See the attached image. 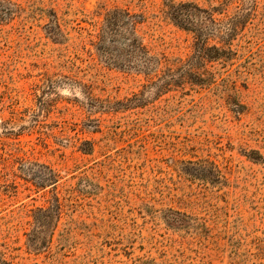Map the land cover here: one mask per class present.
I'll return each instance as SVG.
<instances>
[{
  "label": "rangeland",
  "instance_id": "obj_1",
  "mask_svg": "<svg viewBox=\"0 0 264 264\" xmlns=\"http://www.w3.org/2000/svg\"><path fill=\"white\" fill-rule=\"evenodd\" d=\"M0 264H264V0H0Z\"/></svg>",
  "mask_w": 264,
  "mask_h": 264
},
{
  "label": "trees",
  "instance_id": "obj_2",
  "mask_svg": "<svg viewBox=\"0 0 264 264\" xmlns=\"http://www.w3.org/2000/svg\"><path fill=\"white\" fill-rule=\"evenodd\" d=\"M164 14L180 27L190 29L198 34L199 43L196 47V54L205 59L204 54H206V51H210L211 48L208 49L206 46L204 34L197 20L202 18L201 21H204V19L213 21L212 14L206 9L199 8L195 3L187 1L166 4ZM138 18L140 16L131 13L125 8L115 7L108 10L104 18L105 24L102 28V38H99L98 43H100L101 50L106 41L119 46L124 56L122 64L124 63L128 67L142 72L148 80H152L157 77L164 57L152 53L142 42L136 27L137 23L140 22ZM213 48L215 51H220L218 47ZM208 56L212 57L211 55ZM159 92H162V90Z\"/></svg>",
  "mask_w": 264,
  "mask_h": 264
}]
</instances>
